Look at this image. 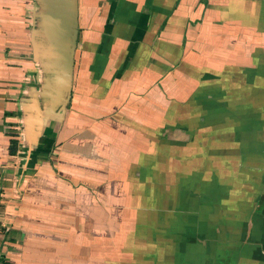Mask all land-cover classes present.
<instances>
[{"label":"crops","instance_id":"obj_1","mask_svg":"<svg viewBox=\"0 0 264 264\" xmlns=\"http://www.w3.org/2000/svg\"><path fill=\"white\" fill-rule=\"evenodd\" d=\"M40 12L0 0V264H264V0H78L65 112Z\"/></svg>","mask_w":264,"mask_h":264},{"label":"water","instance_id":"obj_2","mask_svg":"<svg viewBox=\"0 0 264 264\" xmlns=\"http://www.w3.org/2000/svg\"><path fill=\"white\" fill-rule=\"evenodd\" d=\"M41 32L50 47L45 72L49 75V91L45 92L50 107L65 112L71 97L74 53L78 38V0H36ZM35 57L40 47L33 39Z\"/></svg>","mask_w":264,"mask_h":264},{"label":"trees","instance_id":"obj_3","mask_svg":"<svg viewBox=\"0 0 264 264\" xmlns=\"http://www.w3.org/2000/svg\"><path fill=\"white\" fill-rule=\"evenodd\" d=\"M18 143L16 141L13 142V147H15ZM11 152H13V154L16 152V149H11Z\"/></svg>","mask_w":264,"mask_h":264}]
</instances>
